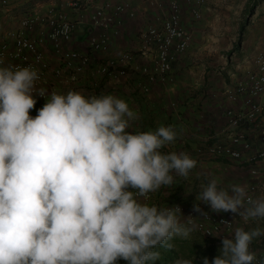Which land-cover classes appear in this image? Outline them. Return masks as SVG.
Instances as JSON below:
<instances>
[{
  "label": "clouds",
  "instance_id": "clouds-1",
  "mask_svg": "<svg viewBox=\"0 0 264 264\" xmlns=\"http://www.w3.org/2000/svg\"><path fill=\"white\" fill-rule=\"evenodd\" d=\"M39 81L33 67L0 60V264H155L156 249L189 238L196 226L181 222L179 206L148 203L149 193L196 166L184 152L161 153L176 139L174 128L135 131L140 115L124 99ZM38 98L45 103L36 109ZM196 200L246 223L264 218V198L251 200L246 186L229 192L212 179ZM262 234L237 228L223 236L211 264H252L249 245Z\"/></svg>",
  "mask_w": 264,
  "mask_h": 264
},
{
  "label": "built area",
  "instance_id": "built-area-1",
  "mask_svg": "<svg viewBox=\"0 0 264 264\" xmlns=\"http://www.w3.org/2000/svg\"><path fill=\"white\" fill-rule=\"evenodd\" d=\"M18 1L0 0V6L7 8ZM184 1L188 0H170L167 16L160 25L149 26L142 33L141 45L136 52H124L114 58L104 57L95 68L96 74L115 80L128 77L132 70L137 78L135 88L142 94L149 93L156 82L170 81L173 62L187 50L191 40V32L181 20ZM92 2L67 0L66 5L86 9ZM148 2L153 6L160 4V0ZM204 3L205 0L193 1V18H199V8ZM126 8V5L111 6L109 3L93 8L90 19L96 31L88 34L76 47L72 45L77 28L75 21L53 7L45 14L32 8L19 18L16 28L0 31V60L5 65L33 67L38 71L39 82L45 86L46 74L50 70L46 52L50 50L60 64L52 69L53 75L66 80L63 73L69 72L68 79L74 80L90 67L94 56L106 54L109 48L107 29ZM135 59L143 61L132 66ZM237 75L234 73L237 79L224 89L229 106L223 110L222 123L201 138L195 147V154L201 159L226 161L246 169L249 181L244 186L248 198L255 201L264 198V46L256 50ZM44 103V98H38L36 109ZM36 109L32 110V115L36 114ZM148 196L149 205L157 206L152 194ZM244 203L251 206L247 198ZM176 206L184 214V222L191 221L196 226L195 231L208 239L227 237L237 221L245 222L241 216L231 212H214L206 204H200L203 209L200 214L193 211V205L181 203L166 206L165 209ZM261 228L264 233V221ZM255 245L252 264H264V234L256 238Z\"/></svg>",
  "mask_w": 264,
  "mask_h": 264
},
{
  "label": "crops",
  "instance_id": "crops-1",
  "mask_svg": "<svg viewBox=\"0 0 264 264\" xmlns=\"http://www.w3.org/2000/svg\"><path fill=\"white\" fill-rule=\"evenodd\" d=\"M169 1L160 0L159 5L153 6L149 4L148 0H93L86 9L71 8L66 5L67 0H20L7 8L0 6L1 32L16 28L19 18L31 11L32 8L38 13L45 14L49 8L53 7L57 12H61L75 21L77 28L72 45L76 47L84 41L88 34L96 31L90 19L93 8L104 6L105 3H109L111 6L126 5L127 8L107 29L109 48L106 54L101 56L102 58L94 56L90 67L84 73L78 74L74 80L68 79L69 72L63 73V78L67 81L53 75L52 69L60 66L59 59L50 50H47L46 58L50 64V70L46 74L45 86L64 93L69 90L79 91L88 97L110 94L124 99L140 115V120L134 125L135 131L155 132L160 126L174 128L177 133L176 139L166 144L161 153L184 152L197 163L187 178L175 176L171 186H161L159 190L151 192L153 201L158 208L178 203L187 206L197 202L203 204L197 201L196 197L212 179H217L218 187L229 192L232 185L244 186L249 181L246 169L226 161L201 159L195 154V147L201 138L211 130H216L222 123L223 110L229 106L224 89L237 79L238 71L242 68L235 66L233 70V65L227 66L226 62H223L217 70H202L198 67L200 70L195 75L196 83L194 78H185L186 72L189 71L186 67L187 63L192 61L191 53L187 48L172 64L171 81L174 80L173 83L171 81L156 82L147 94H142L135 88L137 78L132 70L128 77L115 80H111L108 76L102 78L96 74L95 68L104 57L114 58L124 52H136L141 45L142 33L149 26L160 25L167 16ZM193 1H184L182 4V25L189 31L191 30L192 34L194 33L195 37L190 42L191 47L195 46L196 41H198V45L201 43L205 46L203 42L197 40V31L206 28L205 25L209 24L207 19L212 14L223 12L221 6L226 0H205L204 5L199 8L200 20L192 17ZM200 21L204 26L200 25ZM221 45L208 42L207 47L211 49L212 56L217 55L220 58ZM142 61V59H135L131 65L140 64ZM234 73L237 76H234ZM187 82L193 84L192 88H185ZM190 89L192 90L190 91ZM245 207L250 206L245 204ZM263 221L264 218H250L247 223L237 221L230 233L239 226L244 227L250 222L257 224ZM253 246L251 252L256 248L255 242Z\"/></svg>",
  "mask_w": 264,
  "mask_h": 264
},
{
  "label": "rangeland",
  "instance_id": "rangeland-1",
  "mask_svg": "<svg viewBox=\"0 0 264 264\" xmlns=\"http://www.w3.org/2000/svg\"><path fill=\"white\" fill-rule=\"evenodd\" d=\"M221 8L223 12L212 14L207 19L209 24L205 25L206 28L197 31V40L203 42L205 46L201 43L198 45V41H196L195 46L191 47L190 43L188 47L192 61L187 63L186 67L189 71L186 72L185 78H194L196 83L195 75L200 70L198 67L202 70H217L223 62H226L227 66L233 65V70L235 66L243 68L256 50L264 46V0H226ZM201 24L203 22L200 21ZM193 34L191 33V40L195 37ZM208 42L222 44V49L219 52L220 58L217 55L212 56L211 49L207 47ZM173 81L171 82L173 83ZM192 85L187 82L185 88H192ZM178 216H180L181 222L185 223L184 214H178ZM260 224L262 226V223L250 222L244 227L239 226V228H243L245 231L259 228L262 231ZM234 232L227 237L231 238ZM184 240L189 243L193 250L183 259H193V264H203L204 257H207L209 264H211L222 247V239H208L195 230L189 238ZM255 241L256 238L249 245L250 252Z\"/></svg>",
  "mask_w": 264,
  "mask_h": 264
},
{
  "label": "trees",
  "instance_id": "trees-1",
  "mask_svg": "<svg viewBox=\"0 0 264 264\" xmlns=\"http://www.w3.org/2000/svg\"><path fill=\"white\" fill-rule=\"evenodd\" d=\"M173 247H159L160 259L155 262V264H175L177 259H183L192 252V248L189 243L180 237H175L171 241ZM117 264H126L125 261L120 260Z\"/></svg>",
  "mask_w": 264,
  "mask_h": 264
}]
</instances>
